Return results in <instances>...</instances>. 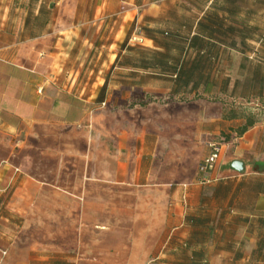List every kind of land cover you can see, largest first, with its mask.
I'll return each instance as SVG.
<instances>
[{
	"label": "crops",
	"instance_id": "1",
	"mask_svg": "<svg viewBox=\"0 0 264 264\" xmlns=\"http://www.w3.org/2000/svg\"><path fill=\"white\" fill-rule=\"evenodd\" d=\"M166 1L189 6L178 33L109 56L108 110L116 96L151 113L115 137L63 69L96 21L157 30ZM219 2L0 0V264H264V32ZM212 139L222 154L202 182Z\"/></svg>",
	"mask_w": 264,
	"mask_h": 264
},
{
	"label": "rangeland",
	"instance_id": "2",
	"mask_svg": "<svg viewBox=\"0 0 264 264\" xmlns=\"http://www.w3.org/2000/svg\"><path fill=\"white\" fill-rule=\"evenodd\" d=\"M222 2L224 4H217L218 6H215V10H221L223 7L229 6L236 7L239 10L249 8L251 10V35L258 37L264 32V0H220L219 3ZM188 7L189 6L187 5H185V7L177 4L174 5L173 2L166 1L162 6L164 10L161 16L147 19L148 21L150 19L149 22H155L159 25L156 28L157 30L153 31L141 26L142 21H137L136 16L113 15L108 18L109 20L107 19V22L109 21V25L105 30L103 27L100 29L97 28L98 21H96V24L91 26L89 30L81 31L79 33V37L75 42L79 43V59L76 60L75 64L72 62L65 64L63 71L70 70L72 67L77 70L78 75L76 77L75 87H79L81 110H83L84 107V111L89 113L87 116H90L91 114L93 118H96L100 122L109 119L110 115V119L112 121V131L115 137H118V122L121 119H126L132 129L136 130L134 129L136 121L144 120L145 117H143V115L145 113H151L142 110L139 107H134V104L137 103L135 100L130 101L127 105H125V103L123 101H119L116 96L112 97V101L110 103L112 107L109 108V110L107 104L101 106V104L97 105L95 103V95L101 87L105 75L107 74V77L111 75V81L118 80V78H115L118 76V70H112L116 62L114 61L112 64L109 63V56L111 54L120 55V52L123 49L121 45L125 42L128 47H133L134 50L131 51L130 54H126V51L123 58L126 57L125 55H128L127 57H130L129 55H131L133 59H135L134 57L137 53L135 48L136 46L141 45V42L137 37L140 32H144L145 35L153 37L158 43H166L172 38V35L178 33L175 31V24L181 25L184 23L183 20H188L190 17L176 14L175 11H180L179 13H181V11L184 10L183 8L186 10ZM146 25H148V23ZM103 45L105 46L102 47ZM120 62L121 61H118L117 64ZM110 83L113 84L112 82ZM207 99L209 101H217L222 99V96H219L218 94L215 95L213 93L209 95ZM227 105L230 106L231 102L228 101ZM104 109L109 111V114L104 115ZM162 116V120L164 121H162L163 123L160 124V126H168L169 124L166 122L168 121L167 113H163ZM191 163L192 160L187 161L188 166H190Z\"/></svg>",
	"mask_w": 264,
	"mask_h": 264
},
{
	"label": "built area",
	"instance_id": "3",
	"mask_svg": "<svg viewBox=\"0 0 264 264\" xmlns=\"http://www.w3.org/2000/svg\"><path fill=\"white\" fill-rule=\"evenodd\" d=\"M104 105L105 102H102L101 106ZM207 146L209 148V154L197 166V173L202 182L208 180L207 174L215 167L222 154V142L220 140L212 139L207 143Z\"/></svg>",
	"mask_w": 264,
	"mask_h": 264
},
{
	"label": "trees",
	"instance_id": "4",
	"mask_svg": "<svg viewBox=\"0 0 264 264\" xmlns=\"http://www.w3.org/2000/svg\"><path fill=\"white\" fill-rule=\"evenodd\" d=\"M211 21L214 22V23H217V22H218V18H217L216 16H213V18L211 17ZM228 30H229V31H232L233 29H232L231 27H228ZM251 38H253L252 35H251ZM195 39H196L195 36H192L191 39H190V43H193ZM261 40H262L261 42H263V39H261ZM121 46H122L123 49H124V48L126 47V43L124 42ZM117 57H118V55H117ZM116 59H117V58H116ZM115 61H116V60H115ZM106 87H107V79H104V82H103V84L101 85V87H100V89H99V92H98V94H97V96H96V98H95V103H96L97 105H100V104L103 102ZM243 130H244V129H243Z\"/></svg>",
	"mask_w": 264,
	"mask_h": 264
}]
</instances>
